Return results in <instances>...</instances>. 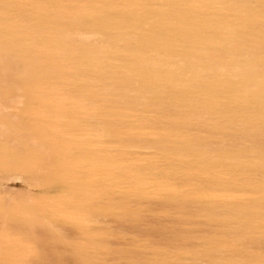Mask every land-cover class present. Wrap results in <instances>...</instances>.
I'll use <instances>...</instances> for the list:
<instances>
[{"label":"rangeland","instance_id":"374dc122","mask_svg":"<svg viewBox=\"0 0 264 264\" xmlns=\"http://www.w3.org/2000/svg\"><path fill=\"white\" fill-rule=\"evenodd\" d=\"M0 264H264V0H0Z\"/></svg>","mask_w":264,"mask_h":264},{"label":"bare ground","instance_id":"6f19581e","mask_svg":"<svg viewBox=\"0 0 264 264\" xmlns=\"http://www.w3.org/2000/svg\"><path fill=\"white\" fill-rule=\"evenodd\" d=\"M137 3L135 2L133 5H136ZM103 14V13H102ZM127 21V20H126ZM104 24L106 25V29H104L105 31H110V29L111 28H113V26H115L117 23H116V20L115 19H113V18H107V19H105L104 20ZM121 27V26H120ZM166 29V28H165ZM100 35V33H98V36ZM98 36H95L96 38L98 37ZM94 36H92V38H93ZM91 38V36H90V39L88 38V41H93V39ZM101 46H105V44L103 43ZM106 47V46H105ZM104 47V48H105ZM108 47V46H107ZM111 47V46H110ZM103 48V47H102ZM111 49V48H110ZM165 55V54H164ZM247 56H248V53H247ZM182 64V63H181ZM176 66V65H175ZM178 68V67H177ZM21 100V99H20ZM14 101H15V98H14ZM10 102H12V101H10ZM13 104H14V102H12ZM15 105V104H14ZM2 106H4V105H2ZM14 110V109H13ZM33 143L36 145V141L35 140H33ZM32 144V143H31ZM34 146V145H33Z\"/></svg>","mask_w":264,"mask_h":264}]
</instances>
